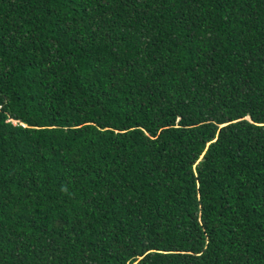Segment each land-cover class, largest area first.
I'll return each mask as SVG.
<instances>
[{"label": "trees", "instance_id": "trees-1", "mask_svg": "<svg viewBox=\"0 0 264 264\" xmlns=\"http://www.w3.org/2000/svg\"><path fill=\"white\" fill-rule=\"evenodd\" d=\"M0 264H264V0H0Z\"/></svg>", "mask_w": 264, "mask_h": 264}]
</instances>
